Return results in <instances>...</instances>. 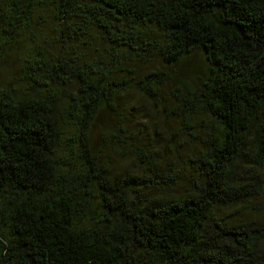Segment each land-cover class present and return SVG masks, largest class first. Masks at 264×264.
<instances>
[{
	"label": "trees",
	"instance_id": "1",
	"mask_svg": "<svg viewBox=\"0 0 264 264\" xmlns=\"http://www.w3.org/2000/svg\"><path fill=\"white\" fill-rule=\"evenodd\" d=\"M8 54L0 264H264V0H0Z\"/></svg>",
	"mask_w": 264,
	"mask_h": 264
},
{
	"label": "rangeland",
	"instance_id": "2",
	"mask_svg": "<svg viewBox=\"0 0 264 264\" xmlns=\"http://www.w3.org/2000/svg\"><path fill=\"white\" fill-rule=\"evenodd\" d=\"M201 60V56L199 53L190 54L189 57L185 60V65L188 66H196L198 62ZM19 60L16 56L7 55L1 62H0V81H5L7 78L10 77L14 69L16 68ZM124 98V97H122ZM126 100V99H125ZM135 108L132 110L131 114H135L134 123L139 124L142 126L141 128L144 131L145 136L142 135V139L144 138L142 143L147 142L148 140H153V142L158 146L160 152L159 155L163 161L171 158L169 148L167 145L169 144V136L171 131V123L170 121L162 122L157 118L155 110L150 105L140 106L135 100L134 105ZM110 149L107 148L106 151L103 152L104 158H110L113 164V170L116 173L123 171L126 167L127 161L123 159L122 156H117L109 152ZM264 205V204H263ZM248 207H251L249 205ZM257 212L254 209L247 208L244 212H241L239 215L242 214V217L248 218L255 216ZM259 214H262L259 213ZM261 217V216H260ZM261 221H264V216L260 218Z\"/></svg>",
	"mask_w": 264,
	"mask_h": 264
}]
</instances>
